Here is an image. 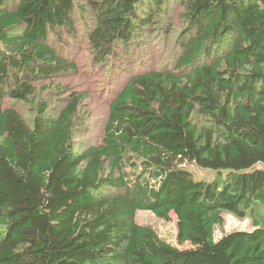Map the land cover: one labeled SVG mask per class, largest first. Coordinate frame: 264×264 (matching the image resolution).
<instances>
[{
	"label": "trees",
	"instance_id": "1",
	"mask_svg": "<svg viewBox=\"0 0 264 264\" xmlns=\"http://www.w3.org/2000/svg\"><path fill=\"white\" fill-rule=\"evenodd\" d=\"M169 1L187 20L175 67L131 75L101 142L77 153L80 96L54 115L36 102L31 123L3 106L71 65L50 34L71 26L73 0H0V264H264V0H89L88 44L113 53ZM138 210L174 214L188 246ZM224 213L251 228L215 240Z\"/></svg>",
	"mask_w": 264,
	"mask_h": 264
},
{
	"label": "rangeland",
	"instance_id": "2",
	"mask_svg": "<svg viewBox=\"0 0 264 264\" xmlns=\"http://www.w3.org/2000/svg\"><path fill=\"white\" fill-rule=\"evenodd\" d=\"M74 10L71 14V26L58 33H51V45L71 65L49 78L33 80L34 95L29 102L6 98L3 106L14 108L28 123L35 116V103H45L49 115H54L67 101L75 96L81 100L77 109L73 133L74 150L77 153L98 145L102 140L103 128L108 115L109 104L125 81L141 71L172 69L181 53L180 46L186 39L187 20L180 15L182 7L173 1L160 6L153 17L156 23L152 31L135 37L129 44H119L114 52L98 55L90 48L87 36L94 24V13L89 0H73ZM60 35V37H56ZM105 55V56H104ZM103 56V57H102ZM193 120L202 126L206 120L194 115ZM195 177L211 181L215 172L184 164ZM166 221L156 217L148 210H138L135 221L154 229L160 240L179 248L176 241V217L170 215ZM222 225L214 229V239L233 230H249L251 221L248 217L238 218L224 213Z\"/></svg>",
	"mask_w": 264,
	"mask_h": 264
}]
</instances>
